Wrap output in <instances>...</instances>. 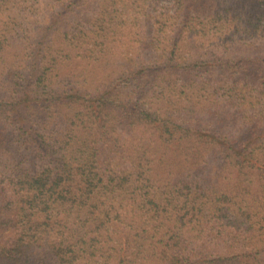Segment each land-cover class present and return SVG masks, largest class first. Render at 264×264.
Returning a JSON list of instances; mask_svg holds the SVG:
<instances>
[{
    "label": "trees",
    "instance_id": "16d2710c",
    "mask_svg": "<svg viewBox=\"0 0 264 264\" xmlns=\"http://www.w3.org/2000/svg\"><path fill=\"white\" fill-rule=\"evenodd\" d=\"M164 1L0 0L11 264H264V0Z\"/></svg>",
    "mask_w": 264,
    "mask_h": 264
},
{
    "label": "rangeland",
    "instance_id": "374dc122",
    "mask_svg": "<svg viewBox=\"0 0 264 264\" xmlns=\"http://www.w3.org/2000/svg\"><path fill=\"white\" fill-rule=\"evenodd\" d=\"M22 1H24V0H22ZM27 2H28L27 9H28V11L30 13H34V10H35L36 13H38V11H40V9H41L40 5H37L36 4L35 7H34V0H27ZM103 2H106V0H103ZM163 4L164 5H170V3L168 2V0L164 1ZM115 7H118V5H115ZM3 9H4V12H5L7 9H12V8L5 7ZM12 10H14V9H12ZM5 13L7 14V12H5ZM0 264H11V263L8 262L5 258H3V257L0 256Z\"/></svg>",
    "mask_w": 264,
    "mask_h": 264
}]
</instances>
